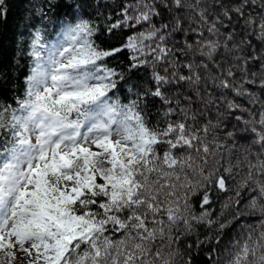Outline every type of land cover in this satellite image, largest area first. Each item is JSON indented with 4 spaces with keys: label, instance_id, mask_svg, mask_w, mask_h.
I'll list each match as a JSON object with an SVG mask.
<instances>
[{
    "label": "snow or ice",
    "instance_id": "6c2138e0",
    "mask_svg": "<svg viewBox=\"0 0 264 264\" xmlns=\"http://www.w3.org/2000/svg\"><path fill=\"white\" fill-rule=\"evenodd\" d=\"M0 29V264H264V0H0Z\"/></svg>",
    "mask_w": 264,
    "mask_h": 264
},
{
    "label": "trees",
    "instance_id": "16d2710c",
    "mask_svg": "<svg viewBox=\"0 0 264 264\" xmlns=\"http://www.w3.org/2000/svg\"><path fill=\"white\" fill-rule=\"evenodd\" d=\"M16 3L19 5H23L25 0H16ZM18 9H13V11H17ZM0 31H3L0 29ZM14 46L11 40L7 38L0 39V77L7 76L12 80H16L22 83V74L25 72V68L23 66V62H21V67L16 68L14 64ZM22 90V89H21ZM3 88H0V95H6ZM224 200V196H220L218 200L212 205L214 211L216 213L220 210V205ZM251 223V220L249 221ZM238 227V226H237ZM203 231V229L201 230ZM232 234V230H229V235Z\"/></svg>",
    "mask_w": 264,
    "mask_h": 264
}]
</instances>
